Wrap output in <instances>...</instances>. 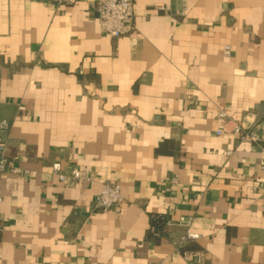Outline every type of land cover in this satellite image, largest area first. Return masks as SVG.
Listing matches in <instances>:
<instances>
[{"label": "crops", "instance_id": "0c3cea01", "mask_svg": "<svg viewBox=\"0 0 264 264\" xmlns=\"http://www.w3.org/2000/svg\"><path fill=\"white\" fill-rule=\"evenodd\" d=\"M90 2L0 0V139L27 169L1 174L0 264H264V0H133L117 37ZM112 181L119 215L93 208Z\"/></svg>", "mask_w": 264, "mask_h": 264}, {"label": "built area", "instance_id": "2783aa9c", "mask_svg": "<svg viewBox=\"0 0 264 264\" xmlns=\"http://www.w3.org/2000/svg\"><path fill=\"white\" fill-rule=\"evenodd\" d=\"M62 4H72L76 0H50ZM91 8L96 16L100 30L111 37H117L131 32L134 29V11L133 0H91ZM229 46L225 45L223 54L229 55ZM219 116H224L223 111L218 112ZM9 121L0 117V134L4 135L9 129ZM218 134L221 131H217ZM242 140H256L257 134L254 132H242L240 134ZM6 140L0 139V183L1 174L4 171H9L16 174H24L27 169L21 167L15 159L9 157L6 153ZM259 168L264 170V163L260 164ZM51 170L63 183L64 186H71L77 180H92L93 172L89 169L80 170L71 168L65 170L59 161L51 163ZM172 180H175L172 177ZM2 195L0 194V199ZM124 199L120 191L118 182H104L94 198L93 208L100 211H111L115 215H119L123 210ZM168 223V222H167ZM178 224L188 226L189 219L184 216H179ZM151 234L157 235L154 226L149 228ZM198 234L191 231H186L185 240H195ZM183 254L186 258L195 261H200L201 250H184Z\"/></svg>", "mask_w": 264, "mask_h": 264}, {"label": "trees", "instance_id": "16d2710c", "mask_svg": "<svg viewBox=\"0 0 264 264\" xmlns=\"http://www.w3.org/2000/svg\"><path fill=\"white\" fill-rule=\"evenodd\" d=\"M154 220V224L155 226H157L159 224V220L158 218H155V219H152ZM194 242L193 241H188L186 243H184L182 246H181V250H184V249H192V248H197L198 246H196L195 244H193Z\"/></svg>", "mask_w": 264, "mask_h": 264}]
</instances>
